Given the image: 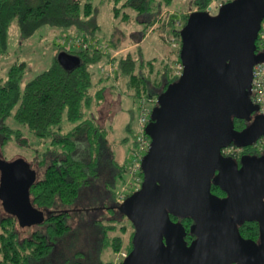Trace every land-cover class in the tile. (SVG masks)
<instances>
[{
    "label": "water",
    "instance_id": "obj_1",
    "mask_svg": "<svg viewBox=\"0 0 264 264\" xmlns=\"http://www.w3.org/2000/svg\"><path fill=\"white\" fill-rule=\"evenodd\" d=\"M209 12L191 11L180 29L182 72L156 98L145 127L142 182L118 206L133 228L121 264H264V150L238 160L222 154L264 137V115L250 97L253 67L264 62L256 53L264 0H233ZM58 60L65 69L77 62L64 53ZM234 119L249 125L237 131ZM36 180L22 158H0L1 207L21 234L44 222L29 199ZM183 220L192 222L189 243ZM246 222L258 225L256 242L240 235Z\"/></svg>",
    "mask_w": 264,
    "mask_h": 264
},
{
    "label": "trees",
    "instance_id": "obj_2",
    "mask_svg": "<svg viewBox=\"0 0 264 264\" xmlns=\"http://www.w3.org/2000/svg\"><path fill=\"white\" fill-rule=\"evenodd\" d=\"M111 1L114 19L130 23L134 19L128 13L134 11L136 22L144 25L142 32L132 33V37L137 39L134 49L123 47L126 37L117 29L108 41L101 42L95 37L100 27L95 21L91 3L82 6L79 0H0V54L7 51L9 29L14 22L26 39L41 27L48 26L74 31V41H94L107 45L109 49L104 52L92 47L68 50L57 47L51 66L23 88L20 84L27 67L24 62L15 63L5 79L0 77V147L13 139L16 145H20L19 148L30 149L32 145L25 137L27 135L40 143H48L41 155L36 152L38 165L44 168V172L29 188L31 205L44 213V222L23 238L14 217L6 215L0 218V264H113L102 262L101 254L109 248L116 254L122 247L123 239L117 233H126L125 224L129 221L119 211V220L104 224L95 216L89 222L93 229V241L89 243L83 239L78 245V228L72 230L68 223L71 208L78 204L86 190L94 194L87 205L98 199L96 190H100L104 191L110 202L111 214L118 210L116 196L127 182L129 157L137 148L135 137L124 161L117 162L108 139V130L96 121L93 114V109L103 103L104 92L108 90L101 87L93 93L92 89L104 80L114 83L123 80L126 87L134 91L133 96L139 102L142 99H156L177 80L173 67L179 63V58L177 55L175 61H164L162 67L156 69V58L145 60L139 43L157 23H160L162 30L172 28L174 38L179 40L180 28L184 26L189 13L193 10L205 12L214 0H191L192 10L182 17L183 24L179 22V28L174 26L173 15H183L177 9V0ZM162 11L172 12L170 25L163 21ZM141 18L147 20L141 22ZM62 53L76 59L72 68L65 69L60 64L58 57ZM114 53L118 54L112 57ZM99 63H104V67L113 63L115 71L111 76L100 72L101 77L94 83L90 69ZM9 120L12 125L8 124ZM63 122L71 127L64 133ZM248 125V121L234 119V129L237 131ZM127 131L131 132L129 126ZM262 151L249 147L242 149L240 157L259 156ZM97 181L101 187L95 188ZM211 192L219 197L224 196L215 186H211ZM171 220L178 219L171 217ZM181 222L186 232L185 240L189 243L193 239L189 233L192 222ZM238 231L244 239L258 240L259 231L255 222L244 223L238 227ZM110 232L117 233L110 238ZM132 235L127 252L131 250Z\"/></svg>",
    "mask_w": 264,
    "mask_h": 264
},
{
    "label": "rangeland",
    "instance_id": "obj_3",
    "mask_svg": "<svg viewBox=\"0 0 264 264\" xmlns=\"http://www.w3.org/2000/svg\"><path fill=\"white\" fill-rule=\"evenodd\" d=\"M83 6L86 3H91L94 11L95 21L100 27L96 33L95 37L99 40L108 41L113 32L117 29L125 34V39L123 41V47L127 49H134L136 45V38L132 37L134 32H142L144 25L138 24L136 22V13L129 12L128 14L132 19L130 23H123L120 19H114L112 8L113 3L111 0H79ZM191 0H177L178 11H181L183 15L179 13H173L175 18V27L179 28V22L183 24V16L188 14L192 9L190 6ZM195 11V10H193ZM211 15H215V12H211ZM163 21L171 24L172 12H163ZM147 19L141 18L140 21L144 22ZM160 23H157L147 35L139 43L143 58L145 60H150L156 58L155 68L160 69L162 63L169 59H175L178 55V49L173 48L169 39H174L173 33L169 27L166 30L159 28ZM181 29V28H180ZM75 34L74 31H67L61 28H51L48 26H43L38 29L31 37L23 38L17 29L16 22H14L9 29L8 36V48L5 54H0V77L5 79L8 70L15 64L24 62L26 63V70L23 74L21 81V88L24 85L36 77L38 74L46 71L52 64L56 48L59 47V41L73 40ZM118 36L116 37V39ZM175 61V60H174ZM104 63H99L91 67L90 71L93 73V82L96 83L101 77L100 69L104 67ZM101 87H106L108 91L104 92V101L98 106L92 107L93 114L96 121L104 126L108 130V139L112 144V148L115 154L117 162L122 163L127 151L133 146V139L136 137L137 126H138V116H139V100L133 96V90L128 89L123 80L116 81V83L111 80H104L100 85L95 86L92 89L94 93ZM12 120V119H11ZM11 120L8 124L12 125ZM63 122V133L68 131L71 127ZM127 126L131 128V132L127 131ZM30 141L29 144L32 145L30 149L25 150L24 148H19L20 145H16L14 140L11 139L4 146L0 147V155L5 162L10 163L13 160L22 158L25 162L30 163V168L35 170L37 177H41L44 168L39 167L38 160L36 159V152L40 155L48 147V143H40L39 141L32 139L29 135L25 136ZM125 139H127L125 141ZM41 146H39L40 144ZM264 150V148H263ZM94 187H101V184L97 181ZM119 187L117 188V190ZM103 190V186L102 189ZM98 199L93 203L87 205L88 201L92 199L94 194L91 191H84L80 200L76 206L71 208L69 225H71L72 230H77L78 245L84 241L86 243L92 242V227L89 224L91 220L96 216L98 220L102 223L110 222L111 220H119L120 216L115 210L114 214H111L110 202L106 198L104 191L96 190ZM96 196V195H95ZM7 214L1 207L0 203V218L6 216ZM127 227L126 233L117 235L121 236L123 239L122 247L118 253L114 254L112 250L106 249L103 254H101L100 259L104 263L112 262L113 264H121L125 256L129 253L127 248L129 245L130 234H133V228L128 222L125 224ZM119 227V225H118ZM34 229H29L26 233L21 234V236L27 237L30 232ZM116 233H109V237H113Z\"/></svg>",
    "mask_w": 264,
    "mask_h": 264
},
{
    "label": "built area",
    "instance_id": "obj_4",
    "mask_svg": "<svg viewBox=\"0 0 264 264\" xmlns=\"http://www.w3.org/2000/svg\"><path fill=\"white\" fill-rule=\"evenodd\" d=\"M233 0H214L209 6L210 12L217 13L220 7L224 4L229 3ZM173 48L180 47V38L179 40L169 39ZM59 47H62L66 50L70 48L77 49H87L92 47L95 49L103 50L104 52L109 51L107 45L98 44L94 41L86 43L83 41H74V40H61L58 43ZM256 53L264 54V18L260 23V29L258 32L256 40ZM118 53H114L116 56ZM115 71V66L113 63H109L107 67H101L100 72L102 74H107L111 76ZM174 74L179 77L182 72V67L180 62L173 67ZM250 97L252 102L257 106V114L264 115V62H261L253 67L252 72V82L250 88ZM156 105V99H142L139 102V116H138V126L136 133L137 148L134 152L130 154L129 164L127 167L128 179L125 184H123L116 196V203L122 204L124 200L134 191L139 189V186L142 182V173H141V160L146 154L149 147V138L145 133V127L150 121V114L153 107ZM257 151L261 152L264 148V137L260 138L253 146ZM242 149H238L235 146H230L222 151L223 156L230 157L233 159H238L240 157Z\"/></svg>",
    "mask_w": 264,
    "mask_h": 264
}]
</instances>
